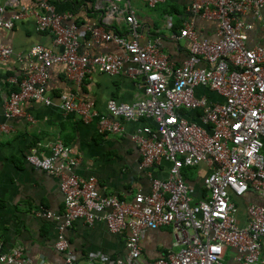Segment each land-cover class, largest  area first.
I'll return each mask as SVG.
<instances>
[{"label":"built area","instance_id":"2783aa9c","mask_svg":"<svg viewBox=\"0 0 264 264\" xmlns=\"http://www.w3.org/2000/svg\"><path fill=\"white\" fill-rule=\"evenodd\" d=\"M35 1L34 7H21L10 17L4 13L17 0L0 5V30L31 16L38 30L53 34L59 49L35 43L23 55L26 74L14 79L18 89L5 98V116L26 115L25 101L52 103L46 86L54 64H63L77 84L95 67L106 73L144 76L146 96L132 103L110 100L108 111L101 113L71 97L62 108L77 112L86 123L98 120L101 133H123V121L152 119L155 127L145 125L132 135L143 158L141 166L169 163L166 176L149 171L150 189L127 199L101 193L97 177L76 173L79 158L62 139L53 144L50 155L36 151L27 155L31 165L61 181L65 213L56 249L66 252L71 262L66 230L78 220L88 224L104 220L114 234L128 231L126 253L108 264H144L142 239L149 230L164 226L172 227L176 249L151 264H264V204L249 203L243 222L237 204L249 191L264 197V46L247 45L253 24L241 17L264 9V0H191L194 14L218 20V37L202 38L192 21L185 22L180 34L173 33V38L190 41L189 54L180 64L162 51L160 38L140 41V22L131 0H102L98 6L109 15L124 10L132 38L103 27L91 30L94 40L120 45L121 55L81 52V30L73 13L57 12L49 0ZM143 1L154 8L166 0ZM15 52L11 46L0 45V60ZM205 88L218 98L199 92ZM9 129L8 124H0V134ZM200 163L209 165L203 178L208 194L193 201V185L183 169ZM43 215L55 216L51 211ZM229 252L233 255L227 262ZM99 257L92 253L89 260L95 264ZM0 264H30V260L22 247L4 250L0 242Z\"/></svg>","mask_w":264,"mask_h":264},{"label":"crops","instance_id":"0c3cea01","mask_svg":"<svg viewBox=\"0 0 264 264\" xmlns=\"http://www.w3.org/2000/svg\"><path fill=\"white\" fill-rule=\"evenodd\" d=\"M6 1L0 0V5ZM49 1L57 12L73 13V21L79 24L81 30V52L93 55H121L124 52L113 41L94 40L91 32L94 27H103L127 38L133 37L125 11L106 14L98 6L102 5V0ZM131 3L140 22V41L146 43L149 39L160 38L162 51L175 64L182 63L189 54L190 41L173 38V33L180 34L185 22L192 21L202 38L215 40L218 37V20L194 14L190 10L191 0H166L154 8L143 0H131ZM35 5V0H17L14 6H7L4 15L10 17L21 7L32 8ZM241 17L253 24L247 32V45L264 46V9L258 13L247 12ZM35 43L59 49L55 48L53 34L38 30L31 16L16 20L11 29L0 30V45L11 46L16 51L8 59L0 60V124L10 126L8 131L0 134V242L4 250L22 247L30 264H92L89 260L92 253L100 254L95 264H108L126 253L128 231L114 234L104 220L93 224L76 221L66 230L72 251V261L68 262L66 252H60L55 247L59 237L58 227L65 213L60 178L35 168L28 162L27 155L33 151L42 156L50 155L53 144L62 139L74 148L79 158L74 168L76 173L83 177H97L101 193L132 199L139 190L148 191L151 185L149 171L164 177L169 166L166 162L148 168L141 166L143 158L132 141V135L145 125L155 127L152 119L123 121V133H101L98 120L86 123L77 112H67L62 108V104L71 97L101 113L108 111L110 100L132 103L146 96L142 86L144 76L131 77L123 71L106 73L95 67L77 84L68 77L63 64H54L49 69L46 86L52 103L25 101L22 106L26 115L9 119L3 106L5 98L18 89L14 79L18 81L26 74L23 55ZM201 89V94L218 98L212 91ZM189 113L195 114L194 111ZM208 171L207 163L183 169L185 179L193 185V201L208 194L203 184ZM251 202L264 204V197L255 191L240 197L237 200L239 221H244L246 208ZM48 211L55 216L43 215ZM171 249H176L171 226L149 230L142 239L143 263L151 264Z\"/></svg>","mask_w":264,"mask_h":264},{"label":"rangeland","instance_id":"374dc122","mask_svg":"<svg viewBox=\"0 0 264 264\" xmlns=\"http://www.w3.org/2000/svg\"><path fill=\"white\" fill-rule=\"evenodd\" d=\"M263 153H264V150H263ZM232 255H233L232 252H229V253H228V255H227V257H226V261H227V262H229L230 257H231Z\"/></svg>","mask_w":264,"mask_h":264},{"label":"trees","instance_id":"16d2710c","mask_svg":"<svg viewBox=\"0 0 264 264\" xmlns=\"http://www.w3.org/2000/svg\"><path fill=\"white\" fill-rule=\"evenodd\" d=\"M90 1H93V0H90ZM185 169V168H184ZM183 174H184V172H183Z\"/></svg>","mask_w":264,"mask_h":264},{"label":"clouds","instance_id":"9594fccd","mask_svg":"<svg viewBox=\"0 0 264 264\" xmlns=\"http://www.w3.org/2000/svg\"><path fill=\"white\" fill-rule=\"evenodd\" d=\"M98 185H99V181H98Z\"/></svg>","mask_w":264,"mask_h":264}]
</instances>
